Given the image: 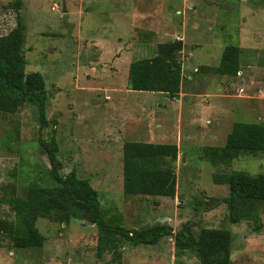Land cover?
<instances>
[{
    "label": "rangeland",
    "instance_id": "obj_1",
    "mask_svg": "<svg viewBox=\"0 0 264 264\" xmlns=\"http://www.w3.org/2000/svg\"><path fill=\"white\" fill-rule=\"evenodd\" d=\"M16 0H0V35L17 26ZM24 54L39 66L48 91V127L37 106L0 111V219L16 220L13 200L32 183L54 186L44 142L59 143L61 173L75 170L99 192L102 210L128 229L167 224L226 228L234 235L232 264H264V204L257 217L232 223L223 199L228 184L215 173L264 172V154L241 152L215 165L206 146H223L236 121L264 124V0H22ZM67 11L64 12L63 4ZM183 41V92L129 88L132 64L157 55L158 45ZM228 44L243 48L236 76L199 68L218 65ZM127 140L176 143L175 197L123 191V144ZM251 200V199H248ZM259 219V220H258ZM42 247L17 248L0 235V264H119L112 252L97 255L98 227L88 219L69 223L40 217ZM120 264H201L176 245L174 235L156 244L127 242Z\"/></svg>",
    "mask_w": 264,
    "mask_h": 264
},
{
    "label": "trees",
    "instance_id": "obj_2",
    "mask_svg": "<svg viewBox=\"0 0 264 264\" xmlns=\"http://www.w3.org/2000/svg\"><path fill=\"white\" fill-rule=\"evenodd\" d=\"M22 0L12 6L18 10L17 26L0 35V111L16 113L30 102L37 106L41 128L48 127V91L41 71L27 68L24 54L26 25L20 13ZM182 40L160 43L158 53L150 59L136 61L129 70L128 85L132 90L152 91L177 97L183 86V65L179 53ZM243 48L238 44L225 46L218 65H203L200 70L222 76H236L242 67ZM47 148L54 186L32 183L26 196L16 197L13 208L16 220L0 219V235H9L17 248L42 247L46 237L36 223L40 217L54 222L69 223L73 218L88 219L98 227L97 255L112 252L121 263V247L127 242L156 244L166 235H174L176 245L193 250L201 264H232L234 235L226 228L202 227L193 234L189 224L174 232L167 224H156L143 229H128L107 216L101 205L98 190L75 170L61 173L63 163L58 159L59 143L55 137L43 143ZM176 143H153L127 140L123 144V191L127 195L167 196L177 194L175 163L179 156ZM205 152L215 165L229 164L241 152L264 154V124L236 121L223 146H206ZM215 183L228 184L230 192L223 201L229 209L232 223H240L258 214L264 204V172L250 173L233 170L215 173ZM251 199V200H248ZM259 220V219H258Z\"/></svg>",
    "mask_w": 264,
    "mask_h": 264
},
{
    "label": "water",
    "instance_id": "obj_3",
    "mask_svg": "<svg viewBox=\"0 0 264 264\" xmlns=\"http://www.w3.org/2000/svg\"><path fill=\"white\" fill-rule=\"evenodd\" d=\"M63 10L64 12L67 11V7L65 3L63 4ZM27 68L29 71H33V72H38L40 69L39 66H28Z\"/></svg>",
    "mask_w": 264,
    "mask_h": 264
},
{
    "label": "crops",
    "instance_id": "obj_4",
    "mask_svg": "<svg viewBox=\"0 0 264 264\" xmlns=\"http://www.w3.org/2000/svg\"><path fill=\"white\" fill-rule=\"evenodd\" d=\"M189 93L187 92H183V90L181 89L180 95L182 97V99H185L184 97L187 96Z\"/></svg>",
    "mask_w": 264,
    "mask_h": 264
}]
</instances>
